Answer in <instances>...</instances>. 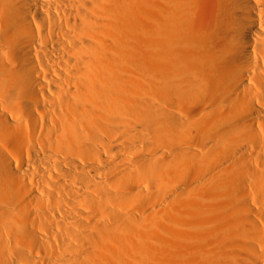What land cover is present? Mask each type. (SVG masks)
<instances>
[{
  "label": "bare ground",
  "instance_id": "6f19581e",
  "mask_svg": "<svg viewBox=\"0 0 264 264\" xmlns=\"http://www.w3.org/2000/svg\"><path fill=\"white\" fill-rule=\"evenodd\" d=\"M203 3L0 0V264H264V0Z\"/></svg>",
  "mask_w": 264,
  "mask_h": 264
},
{
  "label": "rangeland",
  "instance_id": "374dc122",
  "mask_svg": "<svg viewBox=\"0 0 264 264\" xmlns=\"http://www.w3.org/2000/svg\"><path fill=\"white\" fill-rule=\"evenodd\" d=\"M202 9L204 10V12H208L209 11V0H204V3L202 4ZM11 246H13L12 243H10Z\"/></svg>",
  "mask_w": 264,
  "mask_h": 264
}]
</instances>
